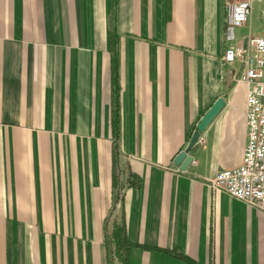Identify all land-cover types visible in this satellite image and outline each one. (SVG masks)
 I'll list each match as a JSON object with an SVG mask.
<instances>
[{
    "label": "crops",
    "instance_id": "crops-1",
    "mask_svg": "<svg viewBox=\"0 0 264 264\" xmlns=\"http://www.w3.org/2000/svg\"><path fill=\"white\" fill-rule=\"evenodd\" d=\"M227 1L0 0V264H109L121 222L128 264H264V212L211 185L247 131ZM263 31L253 2L235 42Z\"/></svg>",
    "mask_w": 264,
    "mask_h": 264
},
{
    "label": "built area",
    "instance_id": "built-area-1",
    "mask_svg": "<svg viewBox=\"0 0 264 264\" xmlns=\"http://www.w3.org/2000/svg\"><path fill=\"white\" fill-rule=\"evenodd\" d=\"M253 2L263 3L264 18V0H232L224 7L227 45L222 59L228 64L237 59L243 62L240 80L247 86L244 112L247 131L241 162L236 167L218 170L211 185L264 212V31L235 42V29L248 22ZM204 140L201 132L196 144Z\"/></svg>",
    "mask_w": 264,
    "mask_h": 264
},
{
    "label": "water",
    "instance_id": "water-1",
    "mask_svg": "<svg viewBox=\"0 0 264 264\" xmlns=\"http://www.w3.org/2000/svg\"><path fill=\"white\" fill-rule=\"evenodd\" d=\"M224 106V100L219 97L213 104L206 110V112L199 118L191 133L190 139L183 150L179 151L173 158V164L179 171H184L192 162V155L189 154L190 150L196 145L199 133L203 132L213 118L219 113Z\"/></svg>",
    "mask_w": 264,
    "mask_h": 264
},
{
    "label": "trees",
    "instance_id": "trees-1",
    "mask_svg": "<svg viewBox=\"0 0 264 264\" xmlns=\"http://www.w3.org/2000/svg\"><path fill=\"white\" fill-rule=\"evenodd\" d=\"M112 126L114 127V129L117 126V118L115 116L112 119ZM109 244H110V249H109L110 263L109 264H112L113 258H116L122 261L123 264H128V255H129V251L132 248H136V247L149 248V247L141 246V245L130 242L126 237L125 226L123 222L118 223V224L114 223L113 229L110 235V239H109ZM162 251L164 253L173 254L179 258L186 260V262L190 263V261H188L182 255L172 253V251H169V250H162Z\"/></svg>",
    "mask_w": 264,
    "mask_h": 264
},
{
    "label": "rangeland",
    "instance_id": "rangeland-1",
    "mask_svg": "<svg viewBox=\"0 0 264 264\" xmlns=\"http://www.w3.org/2000/svg\"><path fill=\"white\" fill-rule=\"evenodd\" d=\"M262 23L261 17L258 15V13L255 11L253 16V24L256 27H260Z\"/></svg>",
    "mask_w": 264,
    "mask_h": 264
},
{
    "label": "bare ground",
    "instance_id": "bare-ground-1",
    "mask_svg": "<svg viewBox=\"0 0 264 264\" xmlns=\"http://www.w3.org/2000/svg\"><path fill=\"white\" fill-rule=\"evenodd\" d=\"M214 177V176H213Z\"/></svg>",
    "mask_w": 264,
    "mask_h": 264
}]
</instances>
